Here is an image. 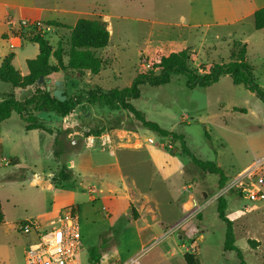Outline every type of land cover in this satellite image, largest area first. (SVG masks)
I'll return each instance as SVG.
<instances>
[{"label":"rangeland","instance_id":"1","mask_svg":"<svg viewBox=\"0 0 264 264\" xmlns=\"http://www.w3.org/2000/svg\"><path fill=\"white\" fill-rule=\"evenodd\" d=\"M191 1L59 0L77 6L81 12L76 18L64 20L70 27L80 18L100 20L111 34L109 45L96 51L106 63L104 69L97 75L87 73L84 77L90 83L85 84L84 77L78 74L74 80L63 74L64 79L72 81L64 93L82 95L91 86L104 91L127 88L142 67V58L152 56L157 47L170 48L173 43L189 47L190 66L200 72L203 63H228L235 42L247 44V61L264 92V30H256L253 18L192 28L182 18L189 16ZM32 23L35 22H18L14 30ZM40 28L52 45L70 41L68 29ZM8 51V43L0 37V57ZM11 52L16 55L14 66L27 73L26 62L38 55L39 47L25 44ZM54 89L52 86L51 92ZM11 91V84L0 82V101ZM141 92V98L132 101L136 109L147 120L184 136L183 141L198 158L217 162L227 175L224 187L218 186L216 175L202 173L193 165L182 151V141L171 143L169 148L168 138L143 128L128 110L90 105L86 97L72 114L79 120L69 124L72 144H84L70 156V162L75 163L72 169L76 182L53 184L51 178L60 166L54 157L55 131L64 121L55 113H41L42 122L54 133L27 132L24 122L14 114L0 124V202L5 215L0 226V264H25L26 253L37 240L36 232L20 231V223L34 219L44 225L68 207L79 214L84 264L89 251L102 243L106 246L104 260L117 263L147 249L142 264H186L187 252L197 255L201 264H240L235 252L224 250L226 225L217 212L220 198L227 201L226 215L234 223L235 244L245 263L264 264V200L252 202L241 191L252 188L259 177L264 179V165L259 169L254 165L264 161V103L245 86L234 85L229 76L211 87L191 90L186 87V76L177 75L164 86L144 85ZM84 109L90 112L89 117L79 115ZM85 127L140 129L141 140L153 139L155 144L149 145V150L163 156L165 170L153 166L146 147L126 149L113 145V153L98 144L87 147ZM13 157L18 164L10 160ZM180 169L184 173H179ZM247 171L253 175L244 176ZM185 185H192L189 191L197 205L183 216L179 205L188 194L183 189ZM132 190L136 199L145 201L150 197L156 207L155 211L149 206L142 209L146 224L134 220L135 208L128 199ZM249 240L260 242V246L254 249Z\"/></svg>","mask_w":264,"mask_h":264},{"label":"trees","instance_id":"2","mask_svg":"<svg viewBox=\"0 0 264 264\" xmlns=\"http://www.w3.org/2000/svg\"><path fill=\"white\" fill-rule=\"evenodd\" d=\"M254 24L256 30L264 29V7L255 12ZM55 27L68 29L71 32L70 41L65 44L59 41L53 46L46 37L45 31L40 27ZM13 34L21 38L25 43L36 44L39 47V54L36 58L27 61L29 73L22 75L13 65L14 54H8L0 64V82L9 83L13 91L7 93L0 101V123L10 119L13 114H17L25 124L26 131L42 130L53 134L54 131L46 128L39 114L55 113L58 117H70L77 107L83 105V100L87 99L90 105L103 104L109 107H116L121 110H128L134 115L136 120L145 129L152 130L160 137L171 139V143L182 141V151L187 155L193 165L202 173L216 175L218 186L224 187L227 181L225 170L215 161H204L195 156L186 142L184 136L177 135L162 128L157 122L146 119L145 114L136 109L132 101L141 98V88L144 85L160 87L172 82L177 75L186 76V87L193 90L196 88H208L217 83L222 77L229 76L234 85H243L248 90L256 93L258 98L264 103V92L256 82L253 66L247 61V44L235 42L231 59L228 63L222 64H201V71L198 72L190 66L191 52L189 47L182 43H173L170 48L157 47L152 56L141 59L142 67L138 70L132 84L127 88H116L104 91L99 86L90 87L84 94L68 95L65 101L58 100L53 91L47 90L49 83H39L41 76L44 79L50 78L53 74L63 73L69 77L78 74L83 78L87 73L97 75L106 66V63L97 56L96 51L109 45L110 31L105 22L81 18L74 27H69L57 21L45 23H32L21 27L18 31L13 30ZM55 59V64H51V58ZM55 85V84H54ZM32 88L33 93L27 99L20 101L15 90H27ZM245 112V110H242ZM105 129L90 128L85 131V136L100 137ZM72 130L70 127L61 126L55 131L54 157L60 165L58 173L53 175V184L60 185L66 182H76V177L71 167H68L72 153L79 152L83 148V143L72 141L68 138ZM170 148V147H169ZM14 164H18L16 158H11ZM227 201L220 198L217 212L219 218L226 225V235L224 250L235 252L240 260V264H246L241 250L236 246L234 233V223L226 215ZM135 218L138 214L135 211ZM5 215L0 202V226L4 223ZM249 244L257 249L260 242L249 240ZM105 245L92 248L89 251L92 261H99L105 254ZM186 264H201L200 259L194 253L187 252L184 255Z\"/></svg>","mask_w":264,"mask_h":264},{"label":"crops","instance_id":"3","mask_svg":"<svg viewBox=\"0 0 264 264\" xmlns=\"http://www.w3.org/2000/svg\"><path fill=\"white\" fill-rule=\"evenodd\" d=\"M194 6L196 7V9H193ZM262 7H264V0H209V1L204 0V2L203 1L200 2V0H192L190 4L189 16L187 18L186 17H182V18L185 22L187 20L189 23L188 26L192 28H208L214 23L215 24H228V23L241 22L249 18L254 19L255 12ZM197 8L200 9L199 12ZM80 13L81 12L77 9V6H71V5L68 6V5H65L63 2L62 3L59 2V0H0V37L3 38L4 41L7 42L9 45L8 53H5L4 55L0 57V64L2 63L3 59L10 53L14 54V60H15V57H16L15 52H11V51L15 50L17 47L23 46L25 44H31V43H25L21 38L17 37L16 35H13L12 31L14 30V26H16L15 25L16 23L18 22H37V23L42 24L48 21H57V22H60L70 27V25H68L66 21L64 20L66 18H71V17L76 18V16L80 15ZM76 20L78 21L79 19H76ZM77 21L75 22L74 26L76 25ZM56 45H53V46H56ZM51 59H53L54 61L51 64H55V59L53 57ZM14 60H13V65H14ZM18 71L22 75H27L29 73V70L27 73L21 72L20 70ZM87 75H90V73ZM71 77L72 78L70 79L74 80L75 78L74 75H71ZM50 79H51V82L49 84L51 87L55 86L54 82L57 80H62L65 82L64 91L68 89L70 86L68 83L71 80L64 79L63 73L53 74L50 77ZM87 80L88 78L84 77V82L82 83L83 84H85V82L90 83V81H87ZM83 84L79 85V87L80 88L84 87ZM89 89L90 88L88 87L87 91ZM15 92L18 96L20 95L19 89H16ZM84 113H85V116L87 117L90 116V112L86 111L85 109L80 111L79 115H83ZM77 120L79 119L73 117L72 115L67 118H62V121H64L63 126L69 127V124L71 122H74ZM84 129L87 131L90 130L89 127H85ZM139 130L140 129H137V130H127V129L105 130L100 137L89 136L87 138L88 143L86 145L87 147H93L96 144H98L102 150H104V148H109L112 153L114 152L113 145L114 146L116 145L117 148H126V149H132V148L142 149L146 147V149L148 148L147 151H148L149 161L153 164V166L158 169L161 168V170H165L166 167L165 166L163 167L162 165V161L165 160L163 156L158 155L157 152L154 150H149L150 149L149 145H154L155 144L154 141L152 143H149L148 139H151V138L141 140L140 135H139L140 134ZM37 131H41V130H37ZM75 133H78V132L75 131L74 134ZM1 148H2V143H0V149ZM13 158H16V157H13ZM74 167H75V163L71 161V168H74ZM178 172L184 173V169H180L178 170ZM191 186L192 185H188V186L185 185L183 188L185 191L188 192V194L185 196L186 199L182 201L179 205L180 212L183 216H184V205L188 202L187 200H189L188 198H190V195H191L189 191ZM130 192L131 193L128 196V199L130 200V203H131L130 206L131 208L133 206L135 208V211L138 214V219H134V220L135 222L146 224V220L143 218V215L141 212L142 209L149 206L150 208L149 210L155 211L156 207L154 206V203L151 202L150 197H146L145 201H143L142 199L135 198V194L133 193V190ZM183 222L179 224L178 226L183 225ZM179 238L183 239V234H180Z\"/></svg>","mask_w":264,"mask_h":264},{"label":"built area","instance_id":"4","mask_svg":"<svg viewBox=\"0 0 264 264\" xmlns=\"http://www.w3.org/2000/svg\"><path fill=\"white\" fill-rule=\"evenodd\" d=\"M26 23V22H23ZM50 28V27H47ZM152 143V139H148ZM255 169L264 165V161H257ZM253 175L251 171L244 176ZM242 176V177H244ZM243 196L252 201L264 200V179L259 177L252 188H243ZM19 230L24 233L36 232L37 240L29 247L26 253L25 264H84L82 254L84 252V238L81 231L79 214L73 207L62 211L54 221L42 225L38 220L26 219L19 225ZM147 249L133 255L123 263H117L109 258L92 261L90 254L86 264H142V256Z\"/></svg>","mask_w":264,"mask_h":264},{"label":"water","instance_id":"5","mask_svg":"<svg viewBox=\"0 0 264 264\" xmlns=\"http://www.w3.org/2000/svg\"><path fill=\"white\" fill-rule=\"evenodd\" d=\"M50 82H51L50 78L44 79L43 76H41L39 79L40 84L50 83ZM54 84H55V89L53 91L54 96L60 101H65L67 99V96L64 95L65 82L62 80H57L54 82ZM47 90L48 91L51 90L50 85L47 86ZM32 93H33L32 88H29L27 90H21L20 95H19V100L23 101V100L27 99L29 96L32 95ZM167 146L168 147L171 146V139H169ZM174 152H177V149H174ZM19 166H21V165L19 164ZM68 166L69 167L71 166V162H68ZM196 205H197V202H196L194 196L191 195L188 202L184 205V212L186 213V212L192 210L193 208L196 207Z\"/></svg>","mask_w":264,"mask_h":264}]
</instances>
